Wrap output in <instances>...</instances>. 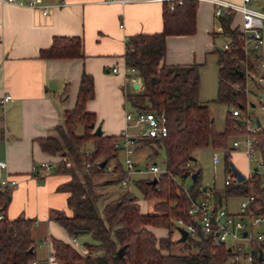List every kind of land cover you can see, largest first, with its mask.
<instances>
[{"label": "trees", "instance_id": "1", "mask_svg": "<svg viewBox=\"0 0 264 264\" xmlns=\"http://www.w3.org/2000/svg\"><path fill=\"white\" fill-rule=\"evenodd\" d=\"M197 8L198 0L165 1L163 29L156 33L132 35L126 42L125 65L134 67L135 77L143 82V91L130 95L129 102L135 109H154L164 112L167 117L166 136L134 137L138 147L142 142H149L165 150V170L156 176V182H153V178L135 180L146 198L157 200L153 211L141 212L137 196L129 190L108 199L95 190L99 185L111 183L94 182V178L105 171L109 159L117 158L120 147L117 146L116 136L89 133L90 125L95 123V114L85 108L86 101L94 96L93 77L89 73L82 72L75 105L64 112L63 122L57 126L58 135L37 140L44 152L64 155L72 162L67 167L65 160H61L55 169L71 174V178L62 186L68 192L71 214L56 211L54 219L73 238H77V232L83 230L95 240L84 243L80 249L77 245L52 238L54 254L61 264H225L233 256L232 245L227 242L216 245L215 233H204L188 213V207L191 199L200 197L206 191H203L201 169L193 166L196 149L207 145L226 149L227 137L236 134L244 125H239L237 116L228 110L225 129H216L209 104L201 102L199 98V63L174 65L164 62L168 35L196 32ZM234 14L231 12L218 17L229 48L222 46L221 51H215L218 94L214 101L243 110L248 102L244 90L246 71L254 69V65L244 51L245 42L240 27L231 26ZM40 56H83V40L77 36H54L50 47L41 50ZM78 126L83 127L80 134L76 132ZM3 135L0 126V137ZM252 136L253 148L264 160V128L258 127ZM88 141L92 142L93 149L86 155L84 146ZM154 154H158V149L154 150ZM100 155L107 160L103 167H100L101 160H97ZM230 157V153L225 152L228 171H232ZM88 162L91 163L89 167L86 166ZM187 163H190L189 167ZM196 169H199L198 179L186 190L183 189L178 180L184 181ZM113 171L120 173V177L112 181L119 182L124 172L118 160ZM213 192L217 203L222 197L253 194L255 212L264 215V174L259 168L242 182L225 185L223 191L214 189ZM10 196V188L0 186V264H29L37 258V243L32 237L35 220L24 215L8 217L6 210ZM178 219L195 223L197 235H189L185 242H177L173 233L179 226ZM151 227L165 228L167 235L158 237ZM250 244L253 264H264L263 243L251 241ZM176 246L177 251L174 250ZM120 249H123L122 254H119ZM260 251L263 252L262 258H259Z\"/></svg>", "mask_w": 264, "mask_h": 264}, {"label": "crops", "instance_id": "2", "mask_svg": "<svg viewBox=\"0 0 264 264\" xmlns=\"http://www.w3.org/2000/svg\"><path fill=\"white\" fill-rule=\"evenodd\" d=\"M43 1L52 5L47 15L28 6L0 1V100L5 95L12 97L2 103L0 109V126L4 132L3 137H0V159L7 163L6 169L0 168V184L5 178L17 180L18 183L10 187L11 196L6 213L10 218L24 215L35 220L32 237L37 243L36 259L41 261L53 250L52 238L73 244V237L54 219L56 211L71 214L68 192L62 188L71 174L57 170L35 173L33 166L42 161L71 160L64 155L44 152L37 140L58 135L57 126L62 124L64 112L75 105L80 78L85 71L93 77L94 96L85 104L86 110L95 114V126L91 128L93 134L99 125L103 135L116 136L121 141L122 131H129L130 127L125 113L135 109L129 102V96L143 91L142 80L135 75L127 76L124 72L127 39L138 33H156L163 29L162 1ZM251 7L263 10L264 1L252 0ZM214 10L215 5L211 0H198L196 32L168 35L165 63H199L201 76L202 61L206 55L215 53L217 56L216 46L222 47L228 41ZM217 21L219 26L216 28ZM241 23L242 15L235 13L231 26L240 27ZM221 35L225 40L223 44H217V38ZM54 36L81 37L83 56L41 57L40 51L50 47ZM262 47L264 43L258 48L251 47L248 53L254 65L252 71L256 73L261 72L260 63L264 59ZM115 66L119 68L118 73L112 71ZM248 80L252 84V87H248V94L261 99L260 93L264 88L252 77L246 78L245 85H248ZM199 98L201 102L210 103L203 100L202 95ZM250 105L255 106L253 102ZM109 169V172L114 173L113 169ZM251 171L252 168L244 173L245 176ZM135 180L137 178H133ZM116 183L121 190L100 192L102 197H116L125 188L120 181ZM206 191L212 193L210 200L217 208H225L234 214L240 212V203L239 209H235L233 202L229 201L237 196L222 197L217 203L213 198L214 188L207 185ZM151 228L158 237L167 235L157 234L158 227ZM173 236L177 239L180 234L175 231ZM230 244L235 245L236 242L231 241ZM241 245L247 250L251 249L248 241H243Z\"/></svg>", "mask_w": 264, "mask_h": 264}, {"label": "built area", "instance_id": "3", "mask_svg": "<svg viewBox=\"0 0 264 264\" xmlns=\"http://www.w3.org/2000/svg\"><path fill=\"white\" fill-rule=\"evenodd\" d=\"M2 2H11L17 3L19 5L28 6L34 9H38L42 12L43 15H47L50 7L52 6L49 3L44 2L43 0H0ZM156 1H174V0H156ZM181 1V0H178ZM215 5L214 14L217 17H220L224 14H229L231 12L240 13L242 15V23L240 25V30L242 31V38L245 42L244 51L246 54L250 53L251 47L258 48L264 43V9H254L251 7L252 0H243L242 3H231L224 0H211ZM253 34V37L250 35ZM224 48L228 49V43L223 45ZM261 72L250 73L249 70L246 71L247 79L254 78L257 83L261 86H264V59L260 63ZM112 71L114 73L119 72V68L115 66ZM124 72L126 75H134L136 69L134 67L125 66ZM134 79L133 76L130 77ZM239 86L237 85V88ZM244 90L248 93L247 85L244 86ZM11 95H5L0 103H4L8 100H11ZM232 113L240 117L241 111L238 108H234ZM125 119L129 126L133 127H144L143 133H130L128 129H124L120 135L121 142L117 143L118 147H121L125 152V161L123 169V177L120 180L122 186H127L130 180H132V175L142 174V173H152L155 175L160 174L162 171L156 162L153 164L147 165L146 169L140 168L137 162L132 158V154L135 152L136 148L131 146L134 142V137L136 136H148V137H162L166 136L168 132L167 126V117L164 112H160L154 109L144 110V109H131L126 111ZM248 119L243 120V125L246 127ZM246 131L247 128H246ZM255 130L249 131L245 142L246 153L248 156H252L255 153H258L253 148L254 138L252 133ZM240 142L235 140L233 142V148H238ZM225 152H228L227 150ZM89 152H86L88 155ZM220 162L218 153L213 155V163L217 165ZM258 166L264 169V160L259 154L258 157ZM66 166L70 167L72 165L71 161H66ZM58 162L53 161H42L33 166V171L39 173L40 171H53L56 169ZM91 163H86V166L89 167ZM190 166V163H187V167ZM0 168L6 169V161L0 159ZM258 168V167H257ZM191 169V167H190ZM246 177H250L252 172ZM264 174V171H262ZM179 181V180H178ZM235 180V175L233 171H228L225 175V185H230ZM16 179L5 178L2 180L0 186L3 188H10L17 184ZM180 186L183 189H187L186 186L180 183ZM212 193L210 191H205L203 195L196 199H191L190 205L188 207V213L192 215L193 219L198 222L200 229L204 233H215L214 243L216 245L221 244L222 242H227L230 244V240L235 241L236 244L232 245L233 256L231 261L233 264H253L254 255L251 249L246 250L242 247L241 243L243 241H258L263 243L264 246V231H256L255 226L261 223H264V215L256 213L253 205L255 203V197L253 194H248L240 200V212L237 214L229 212L225 208H215L216 206L210 200ZM177 223L179 226H183L188 230L189 235H197V225L193 222L185 223L182 219H178ZM244 231L247 232L244 235ZM73 244H77V238H73ZM51 245V244H50ZM52 247V245H51ZM29 264H61L59 259L55 256L54 250H51L49 256L45 260H33Z\"/></svg>", "mask_w": 264, "mask_h": 264}, {"label": "rangeland", "instance_id": "4", "mask_svg": "<svg viewBox=\"0 0 264 264\" xmlns=\"http://www.w3.org/2000/svg\"><path fill=\"white\" fill-rule=\"evenodd\" d=\"M264 1V0H260ZM219 26V23L217 21L216 28ZM225 38L223 35L219 36L217 38V44H223ZM264 50V47H262ZM217 56L215 53H209L206 55V58L204 61H202V67H201V86H200V94L204 98L203 100L209 101L211 114L215 120V126L218 131H223L225 129L226 124V115L228 110L233 111L234 108H238L241 111L240 117H237L238 119H242L246 121L248 119V123L246 124V127L244 126L240 131H238L236 134L229 135L227 137V148H215L212 145H207L200 147L196 149L195 156L196 161L193 164L194 167L201 169V180L204 185H208L211 188L216 189V191L221 192L225 188V175H226V159H225V151L227 150L231 157L230 161L237 165V167L242 170L243 173H247L251 168L258 167L259 170L264 171V169L260 166H258V157L259 153H255L252 156H248L246 153V147H245V140L247 138V135L249 131L256 130L258 128L257 126V120L260 121L261 127L264 128V90L260 93L261 99L258 96L255 95H249L248 96V102L246 103L247 106L241 110L239 107H236L234 105H228L226 103H221L214 101L217 98L218 94V85H217V76H218V66H217ZM250 73H253L254 70H249ZM256 72V71H255ZM251 81L248 80L247 87H252V84H250ZM264 88V86H262ZM250 96V98H249ZM250 102H253L255 106H251ZM131 108V107H130ZM246 128L248 131H246ZM144 127H129L130 133H143ZM77 133L83 132V127L78 126L76 128ZM90 134H93V129H90ZM237 140L240 142V146L238 148H233V142ZM120 141V140H118ZM146 141V140H145ZM121 142V141H120ZM148 142V141H147ZM131 146L136 147V143H132ZM93 144L91 141H88L86 145L84 146V150L86 152L92 151ZM158 149V154H154V150ZM214 153H218L220 162L217 165H214L213 163V155ZM132 158L137 162V164L142 169H146L147 165L153 164L154 162L157 163V165L160 167L161 171L163 172L165 170V150L163 147H158L155 143H140L138 149L131 155ZM104 156H98V161H103ZM117 160L124 166L125 161V152L120 147L119 154L117 158L109 159L107 168L104 172H102L100 175H96L94 178V182L99 181H105L106 179H111V183L108 187L103 186H97L95 188L96 191L99 193H109V192H117L121 188L116 182H113V179H117L120 177V173L118 172H109L107 169L108 167L110 169H113L115 166V163H117ZM109 169V170H110ZM157 175L152 173H142V174H134L132 175V181L129 183V185L125 186V188H122V191L129 190L132 193H134L137 196V201L140 205V209L142 212H151L153 211V204L156 201L155 198H146L140 189L137 187L136 183L133 181V178H154ZM180 181V180H179ZM193 180L190 176H188L184 181H180L181 184L186 186L187 188L192 184ZM120 193V192H119ZM105 195V194H104ZM104 198V197H103ZM229 201H232L234 204L235 209H239V203H240V197L231 198ZM232 202L231 205L232 206ZM256 231H264V223L258 224L255 226ZM157 234H166L167 229L158 227L156 229ZM230 240L229 242H231ZM95 242L94 238L91 236L90 233L85 234H79L77 237V247L83 248L84 243ZM178 247H174V250L177 251ZM247 250V249H246ZM225 264H232V262L229 260Z\"/></svg>", "mask_w": 264, "mask_h": 264}, {"label": "water", "instance_id": "5", "mask_svg": "<svg viewBox=\"0 0 264 264\" xmlns=\"http://www.w3.org/2000/svg\"><path fill=\"white\" fill-rule=\"evenodd\" d=\"M250 36L253 37V34H251ZM216 49H217L218 51H221V50L223 49V47H221V46H216ZM239 73L242 74L241 71H240ZM237 122H238L239 125H242V124H243V120H242V119H238ZM94 126H95V124L92 123V124L90 125V128H94ZM257 126H258V127L261 126V123H260L259 120H257ZM102 133H103V132H102L101 127H100L99 125L96 126L95 129H94V134H95V135H102ZM106 162H107L106 159H104L103 161H101V162H100V167H103V166L106 164ZM231 169H232V171H233V173H234V175H235V180H236L237 182H242L243 180H245V178H246L245 174L242 173V172H241V171H240V170H239V169H238L233 163H231ZM257 169H258V168L255 167V168H254V171L257 170ZM190 177H191V179H192L193 181L197 180L198 177H199V169H196L195 171H193V172L191 173ZM152 180H153V182L155 183L156 180H157V177H154ZM206 188H207V185H204V186H203V191H205ZM9 199H10V197H9ZM177 231H178L179 234H180V236L177 238V242H179V243L185 242V241L187 240L188 236H189L188 230H187L185 227H183V226H178V227H177ZM85 233H87V231L80 230V231L77 232V234H85ZM243 234L246 235L247 232L244 231ZM229 249H230V248H229ZM31 250H32V249H31ZM122 252H123V249H120V250H119V254H122ZM262 255H263V252L260 251V253H259V258H262Z\"/></svg>", "mask_w": 264, "mask_h": 264}]
</instances>
